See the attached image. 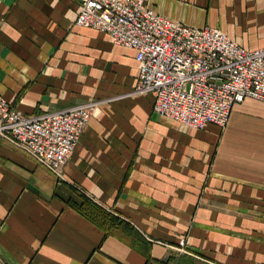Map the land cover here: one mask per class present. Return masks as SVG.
Segmentation results:
<instances>
[{
  "label": "crops",
  "instance_id": "obj_1",
  "mask_svg": "<svg viewBox=\"0 0 264 264\" xmlns=\"http://www.w3.org/2000/svg\"><path fill=\"white\" fill-rule=\"evenodd\" d=\"M264 45V0H146ZM78 0H0V93L26 114L97 101L59 177L0 137V264L264 263V101L197 129L138 93L136 51L78 26ZM118 218L111 232L70 200Z\"/></svg>",
  "mask_w": 264,
  "mask_h": 264
},
{
  "label": "built area",
  "instance_id": "obj_2",
  "mask_svg": "<svg viewBox=\"0 0 264 264\" xmlns=\"http://www.w3.org/2000/svg\"><path fill=\"white\" fill-rule=\"evenodd\" d=\"M78 1L76 25L105 31L113 43L136 51V92L154 94L157 114L197 129L223 128L237 103L264 101V45L246 48L219 27L171 19L146 0ZM96 106L89 101L26 114L0 93V137L62 177Z\"/></svg>",
  "mask_w": 264,
  "mask_h": 264
},
{
  "label": "trees",
  "instance_id": "obj_3",
  "mask_svg": "<svg viewBox=\"0 0 264 264\" xmlns=\"http://www.w3.org/2000/svg\"><path fill=\"white\" fill-rule=\"evenodd\" d=\"M82 200L80 202L70 200V204L77 209L80 213L85 215L96 224L102 226L107 231L111 232V229L119 224L118 218L100 206L94 200L88 196L80 193Z\"/></svg>",
  "mask_w": 264,
  "mask_h": 264
},
{
  "label": "rangeland",
  "instance_id": "obj_4",
  "mask_svg": "<svg viewBox=\"0 0 264 264\" xmlns=\"http://www.w3.org/2000/svg\"><path fill=\"white\" fill-rule=\"evenodd\" d=\"M143 93H146V92H143ZM223 129H224V127H223Z\"/></svg>",
  "mask_w": 264,
  "mask_h": 264
}]
</instances>
